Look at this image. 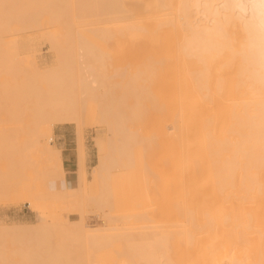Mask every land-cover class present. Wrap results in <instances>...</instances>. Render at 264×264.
I'll list each match as a JSON object with an SVG mask.
<instances>
[{"label":"bare ground","instance_id":"obj_1","mask_svg":"<svg viewBox=\"0 0 264 264\" xmlns=\"http://www.w3.org/2000/svg\"><path fill=\"white\" fill-rule=\"evenodd\" d=\"M5 3L7 8L3 24L7 33L13 32L15 28L24 30L43 24L54 26L56 32L52 34V38L54 46L59 51V67L56 71L40 72V75H38L35 64H31V71H27L37 75H34L31 79L24 72V69L17 65L18 63L16 67H19L21 71L18 69V72H13L14 70L12 71L9 67V71L7 70L9 74H12V72L14 74H19V72L20 74H26L21 77L26 76L27 80L30 78L33 80V84L34 79H37L35 81L37 85L32 87V92H30L31 87L29 86L30 83L31 86L33 84L30 80L26 81L30 82L29 84L25 82L26 79L21 80L19 86L17 82L12 85V80L9 79L11 81L7 83L8 86L6 85L4 89L3 101L6 99L5 102H10H7L10 105H7L8 107L17 106L19 101L26 103V101L21 100V96H15L13 92L15 90L29 97L33 95L35 99L34 102L32 101L34 103L32 109L35 111L36 120L38 117V125L36 129L34 127L31 144L37 151L45 155L44 159L45 157L46 160L49 158L51 161L52 159H60L59 165H55V160L53 161L54 164L52 163L54 165L52 168L55 169L57 175L60 174L58 178L54 179V176H57L54 169L47 168L50 176L51 172L55 175L52 174L51 178L48 174L46 175L47 169L45 168L46 170L42 172L43 176H39L40 181L36 186L32 184V187L28 183L27 188L25 185L23 186L24 191L34 200L36 206L43 204L60 205L63 202V196L66 194L63 193V188L60 190L59 187H52L53 179L57 181L62 178V173L59 170L64 166V163H61V161H64L63 150L54 145H47L44 139H49L50 142L55 123L76 122V124H79L81 114L78 106H80L81 100L79 103L77 102L79 100L78 96L76 98L77 92L75 93V91L80 90L79 94L81 96L79 97H82V101L83 99L86 100L85 97L99 101L100 106L98 107H100L101 119L108 125V131L111 135H115L119 139L127 137V141L129 140L128 137L133 138L134 136L136 139L140 135L142 140L140 139V141H137L139 143H134V145L145 142L143 138H147L150 144L154 141L157 145V139L163 137L162 140H165L168 149L170 145L177 147L172 150V146H170L172 153H170L171 155L168 154L172 158L175 153H178L175 154L177 156V159L175 156V160L177 161L172 160L176 167L173 165L168 166L170 164L168 161L171 160L168 155H166V158L164 156V159L162 155L159 160L160 162L165 161L163 167L168 169L167 172L164 171L165 176L163 178L169 174L166 177V184H164H171V188L177 189V195L175 191H169L168 189L167 192H171L170 194H173V197L165 199L167 202L177 196L178 202L171 200L172 202L175 201L176 205H173L175 202L171 203L169 201L165 207L168 208L169 206L170 209H173V206L176 207V209L171 210L177 211V215L175 212H172V215L178 217V223L174 221L179 228L176 226L177 228L172 230L170 226L172 234L169 229L165 228L167 229L165 231H169V233L163 230L166 234H162L164 232L160 233L162 237L164 236L159 239L160 241L157 239L160 235L152 232L153 229L150 230L151 232L145 231L146 229L143 231V227L138 233L131 228L133 232L130 233L127 231L116 234L112 231L103 233L105 232L104 229L112 230L116 227L90 228L85 222V217L80 213L79 219L69 221L71 222L69 224H72L70 225L71 230L69 226L65 227L69 229V232L64 233L65 228L62 230L65 224H62L60 232L63 231L64 234H62L63 236L66 235L65 238L73 235V239L75 237L74 241H78L79 236L80 239L86 237L85 239L90 242L87 245L91 248L88 247L84 251L79 248L78 251L74 252L73 247V249L70 248L71 251L65 249L67 245L69 246L66 242L64 245L60 243V251L57 253V251L53 252L55 250L51 247L53 244L49 245L50 223L42 222L41 225L38 223L39 226L29 224L31 227L28 224L24 226L0 225V264L9 263L5 253L4 237L8 234L11 235L14 229L17 232H22L26 228L28 231L30 230V233L27 232L30 235L22 233L32 238L27 237L30 241L34 239L33 242L36 245L38 244L37 247L42 248V253L35 254L36 251L35 253H32L33 251L26 254L21 253L24 258L18 256L20 261L18 260L16 264H58L60 261L66 262V264H91L92 258L95 257L96 260L94 259V261L99 262V264H264V0H5ZM104 23H113L116 29L107 31V28L103 26ZM99 26L105 29H101ZM10 28L11 30L14 28V30L10 31ZM114 34L121 39L129 38L134 42V56H139L145 49L142 44L147 43L146 47L151 49L152 57L138 63L127 74L119 71L117 67L115 73L117 80L111 81V84L107 85L108 88L101 86L103 90H100L99 85L101 83L99 81L101 80L100 82L105 84L107 80L104 81L105 77H101L97 70L94 71L93 68L96 69L97 65H91L92 68L90 63L93 61L102 65L105 57L98 51L96 42L108 40ZM8 56H10V53ZM12 56L15 55L12 54ZM8 58L12 59L7 60V65H12L15 69L16 67L13 65L17 62L15 61L16 57ZM13 60L15 63H13ZM75 80H77L76 86L78 84L79 90L75 89L77 88L74 86ZM25 85H29V89ZM18 86L19 88L16 89L15 87ZM21 87L23 91H21ZM27 89L31 95L28 92L25 93ZM12 97L19 98L16 99L17 104L14 101L15 99L14 102L9 100ZM11 109L16 110V107ZM14 110L13 112H15ZM6 139L9 142L10 136L7 135ZM130 140L128 148L132 144V140ZM6 141L3 142L6 143L5 146H7ZM166 141H169V143L174 142L176 145H173V143L169 145ZM78 142L80 143H78L80 150L76 146L77 151L79 150V154L76 155L79 156L80 160L77 163L79 168L74 174L76 187L74 189L83 188L85 181L83 167L84 143L81 139ZM118 144L116 147V144L114 145V149L117 152H126L127 144L123 141ZM150 144L149 146L152 145ZM165 144L163 145L165 146ZM134 145L132 144V147H135ZM145 147L142 151L143 154H146L144 153ZM128 150L132 152V149ZM141 150H143L141 147L137 150L140 156L142 154ZM173 151L178 152L173 154ZM41 154L39 155L43 158ZM143 154L141 157L144 156ZM147 154L150 155V153ZM120 155L122 153L118 156L120 157ZM143 158L140 159L136 169H139V173L136 172L137 181L133 180L134 185L137 182L139 184L140 179L138 178L141 175H138L143 174L140 170L144 169V166H147L144 173L147 174L148 179V176L154 171L151 168L149 169V165ZM113 159L108 160L106 154L100 158L98 168L95 171V179L101 184L106 180L112 165L117 160V158ZM142 160L145 162L144 166ZM61 164L63 165L59 169L57 166ZM140 165L142 168H139ZM163 167H161L162 172ZM168 167H171V169ZM172 168L176 169V171L173 170L174 174H172ZM153 174L157 175V171ZM44 176L46 180L47 177L50 180L46 181L43 178ZM133 176L135 175L133 174ZM168 177L172 180L174 178L172 183L169 181L170 184H167ZM8 179L9 177L6 180L4 179L5 182L14 183L13 180L9 179L11 181H8ZM175 179H177V183H175ZM155 182L151 183L156 186ZM45 183L47 186L49 185L50 189L45 187L49 190L44 188ZM149 183L146 186L152 188L153 186ZM1 184L3 185L0 186V198L14 199L19 196V192L13 190L12 185L6 186L7 184L3 182ZM138 184L135 185V191L139 188ZM172 184H176L177 187ZM15 186L14 183L13 187ZM102 187L104 191V185ZM165 187L168 188V186ZM153 190L155 191V189ZM105 193H102L101 200H99L101 195L99 197L97 195L95 200L98 199L95 202L93 199L91 201L98 206L108 205L110 203L107 200L109 194H106L108 197H105ZM147 193L149 192L147 191ZM155 193L157 194V191ZM168 195L165 197H168ZM20 196H22V193ZM140 196L139 198L143 201ZM22 197H24V192ZM134 199L133 206L134 203H137L136 200L138 201V199H135V201ZM97 202L101 204H97ZM141 203H144V201ZM80 205L82 204L80 203ZM115 205H113V208L116 207L117 209ZM106 207L111 208L112 205L103 208ZM135 207L137 208L136 204ZM149 210L147 209V211ZM168 210H165V212L170 220L172 215L168 214L170 213ZM158 212L161 213V210L156 213ZM129 213H133L132 210ZM122 214L126 213L123 212ZM145 216L147 217V214ZM153 216H156V214ZM114 217L112 218L114 219ZM132 217L134 218V216ZM140 217L143 216H139L138 219L136 216L134 219L137 222L143 220L139 219ZM122 219L123 217H121ZM134 219L128 221L135 223L136 220ZM147 219H150V215ZM115 220L117 219L115 218ZM55 223L59 224L51 222L52 226L56 225ZM169 224L172 225V223ZM173 224L175 226V223ZM59 225L57 226L60 228ZM143 225L146 226L145 223H142L141 226ZM54 227L53 230L57 229L56 226ZM154 234H156V237H154ZM19 236L21 235L19 234ZM16 237L17 240L20 238ZM72 237L71 240L73 241ZM115 237L117 240L114 239ZM150 238H152L151 242H148ZM111 239L119 242L120 246L116 247L118 248L117 251L115 246L113 247L114 250H112L113 248L108 249L107 244L114 242ZM138 239H147V242H143L147 246L138 243ZM153 239H157L158 242H154ZM169 239H173L172 243ZM27 241L25 240V244ZM73 244L75 243L72 242ZM19 245L23 247L24 244ZM104 246H107L108 252ZM103 248L106 253H102L104 251L100 252ZM38 250L40 249L38 248ZM113 251H115L114 254L111 253ZM71 252L76 256L74 257ZM18 253H20L19 249ZM15 256L16 254H14V258Z\"/></svg>","mask_w":264,"mask_h":264},{"label":"rangeland","instance_id":"obj_2","mask_svg":"<svg viewBox=\"0 0 264 264\" xmlns=\"http://www.w3.org/2000/svg\"><path fill=\"white\" fill-rule=\"evenodd\" d=\"M70 7H71V5H70ZM6 8H7V5L5 3V0H0V180H1L0 182L1 183L2 182L6 183L7 184L6 186H9L10 183L9 182L8 183L5 182L7 177H9V179L13 180L14 183L16 184L17 187L16 186L13 187L14 183L13 184L11 183L10 185H12L13 190H16L17 192H19V196L14 198L16 201L14 199H8V197H7L8 200L4 199V198H0V225H5L6 224L8 226H10V225H20V226L23 225L24 226V225L28 224V226H29V224H31L32 226H34V225L39 226L38 223H40V225H41L42 222L43 223L46 222V224L50 223L49 225L51 227V231H53V232L50 231V234H49V238L51 239V240L49 239V241H50L49 245L51 246L53 244L51 246V247H53V249H55L53 252L57 251V253H58V251H60V247H59L60 243H61V245H64L66 242H67L66 244H69L70 247L67 245V247L65 249H67V250L69 249L70 250V248L71 249L74 248V250H73L74 252L78 251L79 248H80V250L83 249V251L88 249V247L91 248V246L87 245V244H90V242L87 241V239H85L86 237L80 239V236L77 235V236H79V238H77L78 241H74L75 237L73 239V237H72L73 235H69L67 237V238L70 239V241H69V239L65 240V239H67V238L64 237L66 235L63 236L64 233L69 232L68 230L70 228H72V227H70V225H72V224H69V223H71L69 221L77 220V219L80 218L81 215H83L85 217V222L88 224V227H90V228H92V227H100V228L104 227L105 228V227H109V226L118 228V229L112 228V230L111 229L110 230L107 229L108 231L106 229H104L105 232L102 231L103 233H106V232H109V231L110 232L112 231L114 234H116L118 232H122V231L124 233H125V231L130 233V232H133L135 230L138 233L139 231H141L140 229H142V227H143V231H144V229H146L145 231L151 232L150 230L153 229L152 232L156 233L157 235H160V233L164 232L167 229H169V231L171 232V230H170L171 227H172V230H173V228H177V227L179 228V226L176 224V222L178 221L177 220L178 217L175 216V215H174L175 216L174 217L172 215L174 212L175 213L177 212V211H172V210L176 209V207L174 208V206H173V209L171 208L172 210L170 209L169 206H168V208L165 207V206H167V203L169 201L175 200V201L178 202V200L176 199L177 198V196H176V197L171 198V200L166 202L165 198L170 199V197H173L172 196L173 194L172 195L170 194L171 192L170 193L167 192L168 189H169V191H172V190L175 191L176 195H177V189L174 190L170 186L171 185L170 183L173 182L174 178L172 180V179H170L168 177L170 180L167 179V184H170V185H165L166 184L165 183L166 177L169 176V174L168 175L166 174L167 176L165 178H163L165 176V174H164L165 172L164 171L166 170V172H167L168 169H166L167 167H163L165 161H162L164 159V156L166 158V155L172 153V150H175L177 148L175 146L170 145L171 143H173V145L175 143L174 142L169 143V141L168 142L166 141V143H169V145L172 146V150H171L170 146H169V149L166 147L168 145L165 144V142H164L165 140L164 141L162 140L163 137H162V139H159L161 137H159L157 139V145H156V142H154V141H152V143H151L152 145H151L150 142L147 141V138L146 139L143 138L145 140V142L143 141L144 144H142L143 142H141L140 144L134 145V143L135 144L139 143L137 141H140V139H141L140 135H138V137L137 136H135V137H137L139 139H137V138L135 139L134 136H133V138L132 137H128L129 140H130V138H131L132 141L135 140L134 142H132L131 140L130 141L136 147V148L132 147V144H130V148H128L129 147L128 146L129 145V140L127 141V139H126L127 137L125 139H124V137H122L124 139L123 140V139H119L117 136L111 135L109 133L110 131H108V128H109L108 125L106 124L105 121H102V119H101L102 117H101V114H100V109H99L100 107H98V106H100L99 101L97 102V99L95 100L93 98L87 99L86 97H85L86 100L84 101V99H83V101H82V97H79L81 95L79 94L80 90L78 88L79 87L78 84L76 86V81L77 80H75L74 86L77 87V88H75L76 90H79V91H75V93L77 92L76 93V98L78 96V100H79L77 102L79 103L80 100H81V102L79 103L80 106H78L79 104L77 106L80 109L79 110L80 114H81L80 116L82 117V118L80 117L81 120H79V124L78 123L76 124V122H74V123H55V125L53 126V129H52V133H51L52 139L50 140V142H49V139L48 140L44 139V142L47 145H54L55 147L61 148L60 147L61 145L58 143V140H57L58 134L59 133L60 134L69 133L75 140L74 141L75 147L78 146V148H79V144L80 143L78 141H80V139H81V141L84 143V148H83V167H84L85 181L83 183V188L81 187L79 189V187H78V189H74V188H76L75 187V181H74L75 179H74V177H70L71 176L70 174H72V171L67 169L66 163L64 164L63 167H62L63 164H61L60 166H57V167H59V169H60V167H62V169L59 170L62 173V176H61L62 178L60 180L58 179L57 181L54 180L55 178H58L60 176V174H58L59 175L58 176L57 173L55 172V169L52 168V167H54V165H53L54 163H56L55 165H59L60 159L59 160L58 159H54L55 161L53 159L51 161V160H49V158H48V160H46V157L44 159L45 155H43L39 151H37L36 148H34V146H32V144H31V142L33 141V137L32 136L34 135V131L33 130H35L36 126L38 125V117H37V120H36V117H35L36 115L34 113L35 111L32 109V106L34 105L33 102H34L35 98L30 93V92L33 91L32 87H35L37 85L35 83V81H37V79H34L35 80L34 84L32 82L33 80H31V79H32V77L34 75L35 76H37V75L35 73H31L30 69L32 67L31 64H35V66L37 68V71H38V73H37L38 75H40L39 74L40 72L56 71L58 69V67H59V51L54 46V40L52 38V34H54L56 32V30H55L54 26L43 24V25H39V26L34 27V28L33 27L32 28L31 27L30 28L26 27L27 29H24V30L23 29L22 30H18L16 28L14 30V28H13L12 29V30H14L13 32H8L7 33L6 30H5L4 24H3V21L5 19V15L4 14H5ZM99 17H101V16H99ZM95 18H97V17H95ZM104 24H103V26L105 28H107V31L108 30L112 31V30L116 29L115 26L113 25V23H107V24H105L106 26ZM99 27H101V29L104 28V27L102 28V26H99ZM9 30L12 31L11 28ZM76 33H77V31H76ZM8 41H9V43H8ZM96 43H97L96 47H97L98 51L104 55L103 57H105L104 58L105 61H103V63L101 62L102 65H99L98 64L99 62L94 63L92 61L91 63H93V64L90 63V66L91 65L92 66H94V65L96 66L97 65L96 69H95V67L94 68L92 66L91 67L94 69V71L97 70L98 72L97 71L96 72L99 73L101 77L102 76L105 77V80L103 79L104 78L103 77L102 81L103 80L104 81L107 80L106 81L107 83L105 82V84H104V82H100L101 81L100 80L99 83H101V84L99 85V87L104 86L103 88H108V86L111 84V81L117 80V77L115 76V73L117 71L116 70L117 67H118L119 71H121L124 74H127V73L130 72V69L131 68H135V66L138 63H142V62L146 61L147 58L152 57L151 49H149V47H146L148 45L147 43L142 44L145 47V49L140 53V55L139 56H134L133 55L134 54L133 53L134 42H132L129 38L128 39H121L116 34L111 36L110 39H108V40H101L100 42H96ZM11 44H13V45L11 46ZM8 46H9V48H8ZM8 49H10V50H8ZM7 50L10 51L9 52L10 56H8V57H16L15 61H17V62L15 63L14 60H13V63H15L13 66L16 67L17 65H20V67H22V69H24V72H26V74L31 78L30 79L27 76L28 80H30V82H32L33 86H31V83L29 82L30 86L29 85L28 86L31 87V91L29 90L30 92H28L29 88H28V86L25 85L26 88H28L25 93L26 94H27V92H28V94L30 93V95L33 97V100L31 99L32 98L31 96L29 97L27 95L29 97L28 98L25 94L23 95V93L18 92V91L15 90V88L16 89L19 88V86H20V84L22 82L21 80H23V79L25 80L26 79L25 78L26 76H24L23 78L21 76L26 75V74H23V73L20 74V72H19V74H17V73L14 74L13 73V72H18L19 67H16L17 68V70H16V68L13 69L12 65H9V64L7 65V60L8 59H12V58H8L7 57V55H9ZM12 54L15 55V56H12ZM9 63L12 64L11 62H9ZM8 67L10 69H12V71L14 70L12 72L13 75L7 73ZM19 70L21 71V69H19ZM27 70H30V71L28 72ZM10 72H11V70H10ZM30 73L33 74V75H31ZM101 77H99V78H101ZM106 77H107V79H106ZM18 78H20V79H18ZM37 78L39 79V77H37ZM9 79L12 80V82H11L12 85L16 84L15 82H17L19 84L18 87L13 88L16 91V92L13 91L15 93V96H18V97L21 96L22 97L21 100H24L27 103L26 104L23 101H19V103L21 102V104L19 105V103L16 100V99H19L18 97H16V99L13 98V97L11 99L9 98L10 101L12 100V102L15 101L16 104L18 103L17 106H15V103H14V106L16 107V110H14V109L13 110L15 112H13L12 109H11L12 111L10 110V108H15V107H13V106L12 107H8V106H10L9 105L10 102L9 101L5 102V100H6L5 98L6 97L4 98L5 100L3 101L4 89H5L6 85H7V83L9 81H11ZM76 79H78V78H76ZM28 80L26 79L25 82L28 81ZM38 82H39V80H38ZM26 83L29 84L28 82H26ZM12 87H14V86H12ZM99 89L103 90L102 87L99 88ZM100 90H98V91H100ZM21 91H23L22 87H21ZM17 92H18V95H17ZM23 96H25V98H23ZM7 102H9V103H7ZM12 102H11V104H12ZM10 111H11V113H10ZM34 127H35V129H34ZM7 135L10 136L9 142L6 141L7 140L6 139ZM142 135H144V134L142 133ZM79 137H81V138H79ZM4 141L7 142V146H5L6 143H3ZM122 141L125 144H127L126 145L127 147H126V150H125L127 152V154H125L126 152H124V153L123 152H117V150L114 149V145L116 144L115 145V147H116L117 144L120 143V142L122 143ZM8 144H10V145L8 146ZM149 144L151 146H149ZM163 144H165V146ZM142 145H143V147H142ZM147 145H148V147H147ZM140 147L143 149V150H141V152L144 151V147H145V152L144 153H146V154H143V152H142V154L144 155L143 157H145V158L141 157L142 154L140 156L139 151H137L138 148H140ZM150 147H151V149H150ZM173 147H175V148L173 149ZM78 148L76 147L75 158L73 160V166H74L73 168H75V171H77V168H79L77 163H78V160H80V159H79V156L76 155L78 153V151L80 150V148H79V150L77 151ZM127 148L128 149H132V152H131V150H128ZM135 149H137V150L135 151ZM160 149H162V150H160ZM168 150H169V152H168ZM175 152H178V151H173V154ZM121 153H122V155H120V157H121V159H120V157L118 155L121 154ZM147 153H150V155L147 154ZM151 153L154 154V155L152 156ZM39 154L43 155V158ZM105 154L108 156V160L113 159V158H117L118 161L117 160H115L116 162L114 161L115 164L112 165L111 170L108 173L106 180L103 181L102 184L105 187V190L103 191L102 190L103 189V187H102L103 185L99 181H97L95 179V175H96L95 171L98 168V164L100 162L101 156H103ZM123 154H125V155H123ZM175 154H178V153H175ZM175 154H174V156H172V158L170 156L171 154L168 155V156H170V159H171L170 161H168V162H170V164L168 166H171V165L175 166L176 165L172 161V160H175V156H176ZM126 155H129V156L126 157ZM162 155H163V157H162L163 159L161 158L162 162H160L159 159H160V157ZM77 157H78V159H77ZM173 157H174V159H173ZM139 158L140 159L143 158V160H146L147 165H149L148 166L149 169L151 168V170L152 171L154 170V171L148 176L149 177V179H148L147 178V174L144 173L145 167H147V166H144L145 162L142 160V162H144L143 163L144 169L141 167V165L139 166V168H142L140 171L143 172V174L140 173L138 175V176L141 175L140 178H138V179H140V182H139V184L137 182L135 185L138 184L139 188H137L138 190L135 191L136 187H135V185L133 183L134 182L133 180L135 179V182L137 181L136 180L137 179L136 178V174H137L136 172L138 171V173H139V169L138 170H136V169H137L139 161H140ZM125 159H126L127 163L125 162ZM130 159H131V161H130ZM137 159H139V160H137ZM176 159H177V156H176ZM168 160H169V158H168ZM53 161H54V163H53ZM171 161L173 162V164H172ZM176 161L177 160H175V162ZM64 162H65V160L63 162L61 161V163H64ZM133 163H135V164H133ZM124 164H126V165H124ZM165 165L167 166V163ZM161 167H163V172L161 170ZM45 168L46 169L48 168L50 170L54 169V173H56V175H57V176H54V179L52 180L53 181L52 187H59L60 190L63 188V193L67 194V195L65 194V196H63V199H62L63 202H61L60 205L57 204L58 206L57 205H46V204L45 205L43 204L41 206H38V205L36 206V204L34 203V200L24 191L25 188L23 186L25 185V187L27 188V184L28 183H30L31 186H32V184L36 186V184L40 181L39 176H43L42 172L46 170ZM48 169L46 171L47 173L46 172L45 173H46V175L48 174L50 176V172H48ZM56 169L58 170V168H56ZM149 169H147V170H149ZM169 169H171V167ZM174 169L175 168H172V172H173L172 174L175 173L173 171ZM132 170H134V171H132ZM59 171H57V172L60 173ZM156 171H157V175L158 176L156 174H153ZM175 171H176V169H175ZM145 172H147V171H145ZM149 172H151V171L149 170ZM51 173L53 174V172H51ZM52 174H51V176H52ZM133 174L135 176H133ZM53 175H55V174H53ZM51 176H50V178H51ZM170 177H172V176H170ZM43 178H45V180H46L45 176ZM50 178L47 177V180L48 179L50 180ZM152 178L155 179V180H153ZM9 179H8V181H11ZM163 179H165V180H163ZM146 180H149V181H146ZM58 181H59V183H58ZM153 181L154 182L156 181L155 182L156 186H155V184H152ZM169 181H170V183H169ZM175 181H176L175 183H177V179H175ZM130 182H131L132 185L130 184ZM149 182L150 183L152 182L151 185L153 187L154 186L155 187L153 188L151 186L152 188H150V186L149 187L146 186V184L149 183ZM1 183H0V186L3 185ZM150 183H149V185H150ZM172 185H176V184H172ZM48 186L45 183L44 188L48 187ZM65 186H66V188H65ZM165 186H168V188H166ZM176 187H177V185H176ZM14 188H16V189H14ZM48 188H45V189H48ZM149 188L152 189V190H150ZM160 188H161L162 191L160 190ZM153 189H155V191ZM140 190H142V191H140ZM105 191H106V193H105ZM129 191L130 192L133 191V192L130 194ZM147 191L149 193H147ZM156 191H157V194L155 193ZM20 192L22 193V196H23V192H24V197L20 196L21 195ZM101 192L103 194L105 193V197H108L107 195L109 194V197L107 198V200H109L110 203L108 201L109 204L105 205V206H111L112 205L111 208H109V207L103 208L105 206L99 205L100 208H101L100 209L99 206L96 205V203H94L98 199L97 198L95 200L97 195H98L97 197H99L101 195V198H99V200L102 199L103 194ZM158 192H160V194H158ZM175 192H172V193H175ZM141 193L144 194V196H142ZM168 193L171 196H169ZM146 194H148V195H146ZM131 195H132V197H131ZM137 195H139V196L141 195L140 197L143 198V201H144L145 204L141 203L143 201ZM160 195H162V196H160ZM164 195L165 196L168 195V197H165ZM150 196H153V197H150ZM135 197H137V198H135ZM129 198H130V202H129ZM131 198H132V200H131ZM134 198L135 199L139 198L140 200L138 199L139 202L136 200L137 203H134V206H133L132 202H133ZM91 199H93L94 202H92ZM123 199H124V201H123ZM135 199H134V201H135ZM150 199H151V201H150ZM99 200H98V202H100ZM111 200H112V202H111ZM119 200H122V201H119ZM156 200H160V201H156ZM116 201H118V202H116ZM148 201H150V202H148ZM175 201H173V202L171 201V203H174ZM98 202H97V204H101V203H98ZM119 202H120V204H119ZM80 203L82 205H80ZM115 203H116V205H115ZM161 203H162V205H161ZM135 204H136L137 208L135 207ZM137 204L141 205L142 207L141 206L139 207ZM113 205L117 206V209H116L115 206H114L115 208H113ZM156 205L158 207L159 206L160 207L156 208L157 207ZM173 205H176V202ZM79 206H80V208H79ZM149 206H150V208H149ZM154 206H156V207H154ZM62 207H64L65 209H63ZM161 207H163V208H161ZM135 208H136V210H135ZM146 208L148 210L149 209L150 210L147 211ZM142 209H143V211H142ZM154 209H155V211H154ZM164 209L165 210L169 209L168 211L170 213H168V214L170 216L172 215L170 217V220L168 219L169 216L167 215V213L165 212ZM131 210H132L133 213H129V212H131ZM160 210H161V213L160 212L156 213L157 211H160ZM162 210H164V212L166 214L164 212H162ZM79 211H81V212H79ZM146 211H147V213H146ZM82 212H83V214H82ZM123 212L126 213V214H122ZM135 212H137V213H135ZM138 212H141V213L139 214ZM80 213H81V215L79 216ZM144 213L147 214V217H148V215H150V219H147V217L145 216ZM138 214H139V216H143L142 218L140 217L139 219H143V220L146 219L147 221L144 220V222H143V220H140L141 221L140 222L138 220V222H137V220L134 219V218L137 216V219H138V217H139ZM155 214H156V216H153ZM128 215H130V216H128ZM176 215H177V213H176ZM110 216H111V218H110ZM119 216H120V219H119ZM132 216H134V218ZM167 216H168V218H167ZM112 217H114V219ZM121 217H123L122 220H121ZM130 217H132V218H130ZM153 217H154V221H153ZM155 217L157 218V220H156ZM115 218L117 220H115ZM133 219L136 220L135 223L134 222L130 223ZM67 220H68V224H67ZM128 220H131V221H128ZM53 221L57 222V223H59L61 225L55 223L56 225L52 226L51 222L54 224ZM111 221H112V223H111ZM142 223L143 224L145 223L147 227L145 225L141 226ZM169 223H172V225H170ZM173 223H175V226H174ZM62 224H65L64 227H62V230H63V228L69 226V229L65 228V230H64L65 232L64 233H63V231L60 232ZM115 224H116V226H115ZM57 225H59L60 228ZM54 226H56L57 229L59 228L58 231H57V229L53 230L55 228ZM130 226H132L133 228L130 227ZM29 227H31V226H29ZM165 228H167V229H165ZM155 230H156V232H155ZM159 230L160 231L162 230V231L160 232ZM174 230L176 231L177 229H174ZM18 231H21V230H18ZM29 231L26 228L25 231L23 230L22 232H24L25 234H29L30 233ZM169 231H165V232L169 233ZM16 232H17V230L14 229L13 233H16ZM22 232H17L15 234L16 236H18V238L19 237L21 238V239L19 238L18 240H17V237L13 233H11V235L14 236V237H12L10 234H8L7 236L4 237L5 238L4 239V241H5L4 244H5V251L6 252L4 250L3 251L6 253V256L8 257V262L10 264L11 263L12 264L13 263L16 264L18 262V260L20 261L18 256H22L21 253L22 254L31 253V251H33L32 253H35V251H36L35 254H38V252L42 253V251H41L42 248L37 247L38 244L36 245V243L33 242L35 240L33 239V241L32 240L30 241L29 239H32V238H30L28 235L25 236V234L22 233ZM27 232H29V233H27ZM165 232L162 233V234H166ZM21 233L24 234L25 237L22 236ZM134 233H136V232H134ZM19 234L21 236H19ZM156 234H154V237H156L155 236ZM171 234H172V232H171ZM27 237H29V239H27ZM71 237H72L73 241L71 240ZM161 237L162 236L160 235V237H158L157 239L159 240ZM114 239H116V237ZM114 239H111V241H114L113 243L109 242L107 244L109 246L108 249H110V250L114 246H115V250L118 249V248H116L117 246L118 247L120 246L119 242L116 241L117 239L116 240H114ZM151 239L152 238H150V241H148L147 239L146 240L148 242H151ZM157 239L156 240L153 239L154 242H156V241L158 242ZM22 240H23V242H22ZM25 240L26 241L28 240L27 241L28 243L26 242V244H25ZM82 240L83 241L86 240L85 241L86 244H85V242L83 243ZM138 240L141 241V242L137 241L138 243H143V242L146 241L145 239L144 240L143 239H141V240L138 239ZM4 241L2 240V243ZM169 241H170V243H172L173 239H169ZM30 242H33V243H30ZM72 242L75 243V244H73L74 246L72 245ZM22 243L24 244V245H22L23 247H21L19 245V244H22ZM29 243L32 244V245H30ZM143 245L147 246V244H145V243H143L142 246ZM170 245L172 246L173 244H170ZM16 246H18V247H16ZM33 246H35L37 248H34ZM157 246H159V245H157ZM20 247H21V251H20ZM27 247H28V249H27ZM30 247H33V248L31 249ZM106 247H105V249H106ZM22 248L24 249L23 251H25V253H23ZM25 248L28 251H26ZM38 248L40 250H38ZM159 248H161V246H159ZM18 249H19L20 253H18ZM108 249H106V251ZM112 250H114V248ZM102 251H104V248L101 249L100 252H102ZM106 251H104L102 253H106ZM4 252H3V254L5 255ZM8 252H10V253H8ZM14 252H16V253H14ZM111 253L114 254L115 251H113ZM12 254H13V256H11ZM14 254H16L15 258H14ZM18 254H20V255H18ZM4 255H3V257H4ZM75 256H76V254L74 255V257ZM22 257L24 258V256H22ZM4 259H5V262L7 263L6 257ZM10 259H12V260L14 259V260L12 261ZM94 259L96 260V257L92 258L93 261H92L91 264H99V262L94 261ZM9 263H7V264H9ZM58 264H66V262L60 261Z\"/></svg>","mask_w":264,"mask_h":264},{"label":"crops","instance_id":"obj_3","mask_svg":"<svg viewBox=\"0 0 264 264\" xmlns=\"http://www.w3.org/2000/svg\"><path fill=\"white\" fill-rule=\"evenodd\" d=\"M59 132V131H58ZM58 143L61 145V149L63 150V157H64V164L66 163L67 169L72 171V174H70V177H75V169L73 168V160L75 158V144H74V138L69 134H58L57 137ZM71 159V160H70ZM72 165V166H71Z\"/></svg>","mask_w":264,"mask_h":264}]
</instances>
